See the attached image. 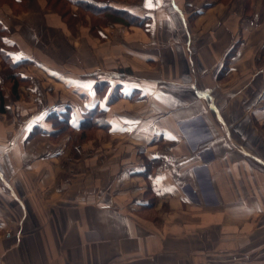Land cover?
Here are the masks:
<instances>
[{
	"label": "crops",
	"instance_id": "1",
	"mask_svg": "<svg viewBox=\"0 0 264 264\" xmlns=\"http://www.w3.org/2000/svg\"><path fill=\"white\" fill-rule=\"evenodd\" d=\"M23 1L22 14L0 6L2 39L15 60L34 63L19 70L30 82L16 108L45 103L53 81L59 101L47 107H97L109 141L90 150L78 142L67 166L65 138L60 149L49 134L28 138L34 127L46 130V112L0 118V264H163L165 235H190V249H199L212 220L246 228L234 233L243 245L263 233L264 0H238L236 15L230 3L190 0V19L178 0H107L146 14L144 27L108 24L101 38L80 28L90 55L74 71L55 63L58 41L69 36L59 15L41 0ZM99 83L132 98L76 96ZM233 245L255 253L264 242Z\"/></svg>",
	"mask_w": 264,
	"mask_h": 264
},
{
	"label": "rangeland",
	"instance_id": "2",
	"mask_svg": "<svg viewBox=\"0 0 264 264\" xmlns=\"http://www.w3.org/2000/svg\"><path fill=\"white\" fill-rule=\"evenodd\" d=\"M41 1L45 4L44 10H48V11L51 10L57 13V15H59L61 21L64 23V28L66 29L69 35L67 37L66 45L64 44L63 41L61 40L58 41L59 47L55 55L56 60H57V61L55 60V63H58L60 66H63L64 71H74L73 69H75L74 66H75V63H77L78 59L79 61L82 60L84 62L86 61L87 58H89V55H90L89 50H85L83 48L84 45L80 47L81 42H80L79 36L81 35V32L88 34L89 37L101 38V35H99L98 33L99 31L98 29L100 27H106L108 24H115V23H108V22L106 23L103 20L101 21L98 17L92 16L90 13L84 12L82 10H78L77 7H75L74 5H71V2L67 0H41ZM70 1H74V0H70ZM96 1L99 2V0H96ZM100 1L106 2L107 0H100ZM137 1L138 0H115L116 4L118 3L120 6H123L125 4L129 5L130 3L137 2ZM241 1L243 4H246V5H249L251 2L250 0H241ZM2 2H4V0L0 1V6ZM176 2L178 3V5L184 6V9L186 10L184 19L186 17L190 19V15L191 16L195 15L194 10H190V8H188L190 4V0H178ZM23 3H24L23 0H21V2H12L11 7L15 11V14H22L21 11L25 8V5ZM212 3H230L232 4V7L230 8L231 11H228V12H230L232 15H236L233 3H238V0H212ZM4 7L5 9H7L9 5L6 4ZM246 14L250 15L249 11H246L244 15ZM144 16H146V14ZM80 28H83V31L79 32L81 30ZM126 28L130 29V28H134V26L126 27ZM262 31H264V29H262ZM1 35L2 34L0 33V36ZM9 46L10 45L6 43L1 47L3 48V51L5 53H8L11 56V58L15 60L13 53L11 52L12 47H9ZM85 63H87V61ZM0 65H1V59H0ZM46 81L47 80L46 79L44 80V77L42 80L39 81L40 84H42V87L44 89L43 92H46V86L43 85ZM29 82L30 80L28 76L24 81L18 82V85H19L17 89L18 94L20 93V91L24 93L25 87L29 86ZM95 85H98L99 88ZM55 86L56 84L53 83V81H50V85L48 86V91H49L48 96L50 98L46 95V99H44L45 103L40 102L38 103L37 106L30 107V108H25L24 106L16 108V105L14 103L18 102V99L20 97L18 96L19 98L17 100H13L9 94L10 82H5V84H2L0 86V90L2 89L5 95V98H6L5 101L6 100L8 101L10 99L13 105L15 106L13 107L11 106V108H8L7 111L3 114L0 113V118L2 119L5 116L10 117L14 114L18 118H20V117L25 116V114L27 113L30 114V112H33V113H38L40 118L44 119L43 113L47 111L49 112L50 111L49 108L51 109L58 108L57 106H62V105L70 106L72 108L71 114L75 115L76 119L78 117L83 119L84 117H88L90 115L88 108H92L93 106H87V105L84 106L83 104H81L80 106H77L76 108L70 102H67V103L64 102V103H56L54 104L55 106L53 107L49 106L48 108L46 105L48 101H52V102L59 101V99L54 100L55 98V88L54 87ZM57 87H60V85H58ZM113 88L114 87H111L110 84H107V83L94 84L91 90L89 87L87 88V93H86L87 95L84 93H76V96L79 98H83L84 96H88L89 94L93 96L99 95L100 98L105 97V99L107 100L108 98L107 95H109L111 91H114L115 93H119L121 91V90L120 91L117 90L116 88L114 89ZM58 93H62V92H58ZM62 94L67 96V100H69L70 97L72 99H77L74 93L72 94L71 92H68V93L65 92ZM60 110L62 111L65 109L61 108ZM95 113L96 111H94L93 114L95 118H97L98 114L95 115ZM45 123L47 125V127H45L46 131L48 132L55 131L50 122L46 120ZM69 123L72 126L75 124L74 122L72 123V119ZM104 124L106 123L104 122ZM100 125H97V126H100ZM106 129H102L99 127H93L90 125L83 128L81 131L80 130H70V129L64 128L63 129L64 132L51 136L49 138V141L52 143L53 146L56 145L60 149V147L62 148V143L59 144V142L61 141V138H65V145L67 148L66 150L67 151V156H66L67 163L66 162L65 163L67 164V166H69L70 160H72V157L74 156V154H76V148H77L76 144L78 142L83 143V146H86L87 150H90L91 147H94V148H96L97 146L101 147L100 145L106 144L109 141V137L106 134ZM92 140H93V143H91ZM117 142H119V140L116 138L113 141V143L117 145ZM70 169H71V172H73V166H71ZM144 215H146L145 217L148 222L154 223L155 226L158 225L157 220H156V215L153 211L147 210L146 214ZM166 222L170 223L172 222V220H170L169 218ZM207 223L210 224L209 229H210L211 234L206 237L204 242H202L201 237H199L200 241L198 240V243L201 246V248L199 249H194V248L190 249V241H188L190 240V235H180L177 237L173 235H165L164 236L163 264H251V262H255V261H250V259H255V258L260 259L259 260L260 263L259 262H256V263L264 264V245H262L261 249L255 253L252 252L250 248H248L246 251L241 252L240 249H237V247L233 245L234 243H237L238 248H241L243 246L254 245L256 242L258 243L264 242V220L259 221V230L262 231L263 233L260 236H257L256 238L247 237L245 240L246 243L244 245H243V242H241V239L237 237V235H235L237 238L234 237V233L235 232H240V233L246 232L247 230L246 228L238 229L234 227L233 225H228L226 221L220 224L221 221L219 220H212ZM220 225L223 227V232H226L222 235H220V229H221ZM169 227L170 225L167 224L164 230L168 231ZM182 240H185V241L182 243H179ZM192 253L196 255L199 254L197 260H195L194 262L190 261V254Z\"/></svg>",
	"mask_w": 264,
	"mask_h": 264
},
{
	"label": "trees",
	"instance_id": "3",
	"mask_svg": "<svg viewBox=\"0 0 264 264\" xmlns=\"http://www.w3.org/2000/svg\"><path fill=\"white\" fill-rule=\"evenodd\" d=\"M2 1V0H0ZM71 5H74L77 7L78 10H82L84 12L90 13L94 17H98L101 21H105L106 23H115V24H121L126 27L136 26V27H144L145 21L147 19L146 16H137L133 13H130L127 10L116 8L111 6L107 1H96V0H74L70 1ZM12 2H15V0H4V3L11 6ZM20 2V1H19ZM103 24V23H102ZM5 28L2 24H0V33L3 35L5 34ZM2 35L0 36V59H1V69H0V79L1 82L0 86L2 84H5V82H10V90L9 94L12 97L13 100H17L18 97V82L24 81L26 77H22L19 73V70L29 64H34L33 61L29 59H17L14 60L11 58V56L8 53H5L3 51V46L5 44L4 40L2 39ZM0 65V66H1ZM4 69V71H3ZM103 84V83H101ZM98 87V85H95ZM99 88V87H98ZM117 90L120 91V88L117 86L115 87ZM114 89V88H113ZM115 93L114 91H111L109 95L107 96V103L111 104L117 100L120 99H131L132 96L125 95L124 93ZM133 95V94H132ZM58 108L49 109L50 111L46 112V120L52 124V127L55 131L48 132L42 128L34 127L32 131L29 133L28 138H32L35 134L38 133H44L49 134V136H54L57 134H60L63 131L64 128L70 129V130H82L83 128L87 126H93V127H99L102 129H105V124L103 123L104 116L103 111L98 109L97 107L88 108V111L90 115L88 117H84L81 119L76 127H73L70 125V121L72 118V108L67 105L57 106ZM61 108L65 110H60ZM98 109V110H96ZM7 111V108L4 106V93L2 89L0 90V113H5ZM94 111H96L95 115L98 114V117L95 118ZM102 123L103 125L99 124ZM100 125V126H97ZM48 132V133H47Z\"/></svg>",
	"mask_w": 264,
	"mask_h": 264
},
{
	"label": "snow or ice",
	"instance_id": "4",
	"mask_svg": "<svg viewBox=\"0 0 264 264\" xmlns=\"http://www.w3.org/2000/svg\"><path fill=\"white\" fill-rule=\"evenodd\" d=\"M146 7H152V3H151V0H146Z\"/></svg>",
	"mask_w": 264,
	"mask_h": 264
}]
</instances>
